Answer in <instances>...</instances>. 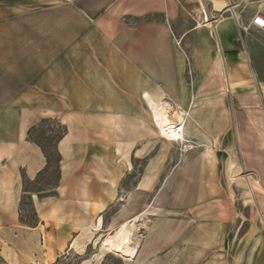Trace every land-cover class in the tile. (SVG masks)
I'll return each mask as SVG.
<instances>
[{"label":"crops","instance_id":"obj_1","mask_svg":"<svg viewBox=\"0 0 264 264\" xmlns=\"http://www.w3.org/2000/svg\"><path fill=\"white\" fill-rule=\"evenodd\" d=\"M228 1L222 11L231 15L216 17L210 10L206 20L211 15L216 21L196 19L180 30L174 26L176 0H0V223L19 222L23 176L33 181L47 166L29 130L44 119H57L65 130L56 143L60 176L54 194L29 192L39 221L26 226L54 238L55 253L47 258V251L41 264L70 252L81 255L119 222L124 210L116 203L126 202L121 196L184 193L183 178L197 179L187 193L199 195V164L211 163V138L230 136L233 98L257 93L264 104V78L258 75L264 44L245 32L238 5ZM216 37L225 60L216 57ZM225 66L242 73L247 84L233 91ZM222 77L226 89L219 87ZM152 101L173 119L184 115V140L159 133ZM160 216L125 264H201L209 250V264H219L220 249L224 264H264L258 223L235 238L231 224L216 235L211 223ZM34 239L26 234L23 248ZM175 244V251L167 249ZM105 255L83 257L79 264H102Z\"/></svg>","mask_w":264,"mask_h":264},{"label":"rangeland","instance_id":"obj_2","mask_svg":"<svg viewBox=\"0 0 264 264\" xmlns=\"http://www.w3.org/2000/svg\"><path fill=\"white\" fill-rule=\"evenodd\" d=\"M222 1L226 2L228 0ZM231 1L238 5L236 11L241 15V21H245V32L264 44V30L249 27V21H247V18L254 12V0ZM204 2L206 9L202 7L200 0H176L179 15L174 26L180 30L189 29L196 19H200L201 21V18L203 20V15L208 16L210 10L216 17H219L221 12L224 13L223 11H213V3L211 0H204ZM230 6L228 1V7ZM228 15H231V12L224 13V17ZM139 20L137 19V21ZM209 21L210 18L207 19V23ZM208 28H211V35L214 36V29L211 26ZM202 29L204 28H199V30ZM173 31H175L174 28ZM216 33L218 34L217 30ZM192 39L193 32L190 31L183 41L188 45L192 42ZM215 40L217 49L216 57L220 58L221 56L222 60H225L217 37ZM258 61V75L264 78V52L258 53ZM251 68L254 69V66ZM221 70L223 75L229 76L230 83L227 82V84L229 83L231 85L233 91H236L237 87L247 84V81L243 79V74L237 73V70H232L226 66L224 68L222 67ZM249 73L251 72L249 71ZM220 80L219 87L226 89L225 78L222 77ZM229 101L228 99V103ZM233 105L235 106V114L233 115L230 112L228 115L231 128L229 131L230 136L225 137V139L211 138L213 142L211 144V163L205 162L204 164L201 162L199 164V195L187 193L191 191L189 188L192 186L191 182L196 186L197 183L195 182H197V179L183 178L179 185L182 187L180 192L184 193L162 197L155 195L121 196L122 199H126V202L121 201V203H116L121 207V211L122 209L124 210L119 222L109 226L104 232L98 235L91 245L82 250L81 255L72 252L70 254H63L55 264H79L83 257L94 256L95 258L97 257V253L100 255L103 253L106 254L102 264H125L129 256L105 248L103 246L104 238L107 237L108 233H112V230L120 223L138 214L140 216V221L138 222L140 225L135 231V244L138 246L137 249L147 235V230L153 223V219L155 217H161L160 215L166 213L172 215L170 217H173V219H183L190 223L199 222L200 225L211 223L216 227V235L220 234L218 233L220 227L224 229V226H228L229 224L232 225L231 234L235 238L247 233V230L251 229V225L255 227L256 223L260 224L264 230V104L261 96L256 93L243 98H233ZM176 118L180 117H174V119ZM254 119H258L259 123H255ZM155 124L160 131L159 133L167 140H184L185 131L181 134L180 138L170 139V137L163 134L156 119ZM62 131L63 128L57 119H44L35 127L33 138L43 141L50 146H55L57 138ZM56 166L55 162L49 172L40 176L37 182L27 185V189H41L43 195L54 193L57 181ZM204 167L205 170H203ZM195 172H192L193 176ZM154 201L157 204H170L184 209L175 212L161 211L159 209L161 208L160 205L158 207L156 205L151 206ZM125 203L130 204V206L127 207ZM31 204L30 196L23 191L18 203L19 222L15 224L0 223V253L9 264H41L42 259L46 257L47 251V258H49L50 252L55 253V250L51 246V243L54 244L52 233H48L46 237H43L37 229L28 228L20 221V212L24 219L29 221L35 220ZM141 206H144L145 210H135L136 207L140 208ZM150 206L152 209L147 211L146 208ZM26 234L35 236L29 249L23 248V238ZM175 245L167 249H173L175 251L177 247H180L179 244ZM204 250H207L206 246ZM234 250L235 243L232 244V253ZM204 254V257L201 259V264L211 263V250L206 251ZM30 256L32 259L29 258ZM216 258H219V264H224L225 257L222 249L216 253ZM50 264H53V262Z\"/></svg>","mask_w":264,"mask_h":264},{"label":"bare ground","instance_id":"obj_3","mask_svg":"<svg viewBox=\"0 0 264 264\" xmlns=\"http://www.w3.org/2000/svg\"><path fill=\"white\" fill-rule=\"evenodd\" d=\"M200 2L202 7L206 9L204 0H200ZM211 2L213 3L212 8L217 11H222L228 7V1L223 2L222 0H211ZM261 8H264V4L261 5ZM217 30H220L218 34L221 33L220 27ZM152 109L154 111L156 122L163 134L170 137V139L180 138L181 134L185 131L186 122L184 121V115L179 114L180 118L173 119L165 107H159L153 101ZM139 221L140 216L138 215L119 224L114 230H112V233H108L107 237L104 238L103 246L114 252L126 256H133L137 252L138 247L135 244V231L140 225V223H138Z\"/></svg>","mask_w":264,"mask_h":264},{"label":"trees","instance_id":"obj_4","mask_svg":"<svg viewBox=\"0 0 264 264\" xmlns=\"http://www.w3.org/2000/svg\"><path fill=\"white\" fill-rule=\"evenodd\" d=\"M35 127H36V126L32 127V128L29 130V136H30L32 139H34L35 141H37V142L41 145V147H42V149H43V152H44V154H45V156H46V158H47V166H46V168H45L43 171H41V172L39 173L38 177H37L35 180H33V181H31V180H29V179H27V178H25V177L23 176V191L26 192V193L30 196V199H31V195L29 194V192H32V191L38 193L39 196H47V195H52V194H54V193H48V194L43 195V194L41 193V189H32V190H29V189H27V185H29V184H31V183H35V182H37V181L39 180L40 176H42L43 174H45V173H47V172L50 171V169L52 168V165H53L55 162H56V165H57V166H56V167H57V181H56V184L58 183V181H59V176H60V166H59L60 155H59V153H58V151H57L56 143H57V141L62 137L63 133L65 132V130L63 129L62 133H61V134L58 136V138H57V141H56V143H55V146H50L49 144H46V143L43 142V141H39V140L33 138V132H34V130H35ZM62 128H63V127H62ZM22 202H23V201H22ZM31 203H32V200H31ZM31 205H32L33 216H35V220H34V221H29V220L24 219L23 216H22V214H21V212H20V221H21L23 224L28 225V226H34V225H36V224L38 223V221H39V219H38V217H37V213H36V211H35V209H34V207H33V204H31ZM57 262H58V261H57ZM0 264H9V263L5 260V258L1 255V253H0ZM53 264H55V263H53Z\"/></svg>","mask_w":264,"mask_h":264},{"label":"built area","instance_id":"obj_5","mask_svg":"<svg viewBox=\"0 0 264 264\" xmlns=\"http://www.w3.org/2000/svg\"><path fill=\"white\" fill-rule=\"evenodd\" d=\"M257 2V8L253 15V18L250 22V26H254L258 29L264 30V8H261V5L264 4V0H256ZM223 13L221 12L219 17H222ZM218 18H214L210 15V21H216ZM204 22H207L206 17L203 15Z\"/></svg>","mask_w":264,"mask_h":264}]
</instances>
